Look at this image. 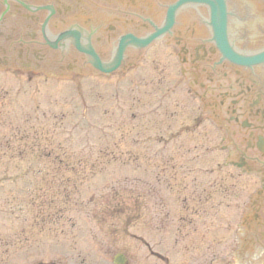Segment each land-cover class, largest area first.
<instances>
[{
	"label": "rangeland",
	"instance_id": "obj_1",
	"mask_svg": "<svg viewBox=\"0 0 264 264\" xmlns=\"http://www.w3.org/2000/svg\"><path fill=\"white\" fill-rule=\"evenodd\" d=\"M86 82L46 90L31 85L28 96L14 101L25 111L11 116L0 107V264H111L116 254L127 264H193L199 240L186 237L183 205H204L205 248H225L238 225L226 205L240 207L245 198L242 181L200 151L212 140L208 126L203 134L201 127L185 134V123H120L110 91L103 93L101 83L95 95ZM142 98L144 112L151 103ZM168 105L165 99L164 113ZM126 106L137 109L135 97ZM184 111L180 106L175 120ZM154 129L170 137L158 160L153 152L161 145L145 141Z\"/></svg>",
	"mask_w": 264,
	"mask_h": 264
},
{
	"label": "flooded vegetation",
	"instance_id": "obj_2",
	"mask_svg": "<svg viewBox=\"0 0 264 264\" xmlns=\"http://www.w3.org/2000/svg\"><path fill=\"white\" fill-rule=\"evenodd\" d=\"M224 3L229 51L241 58L262 52L264 0ZM83 78L92 87L118 85L113 94L124 104L135 97L136 110L148 102L143 94L156 101L154 112L171 94L160 117L173 123L183 104L191 123L210 124L221 164L244 182L241 239L220 264H264V62L228 57L213 32L211 9L201 2L0 0L2 110L25 111L14 101L28 96L31 85L46 90ZM166 79L171 87L159 97ZM131 117L145 119L139 111ZM196 262L206 264L204 252Z\"/></svg>",
	"mask_w": 264,
	"mask_h": 264
},
{
	"label": "water",
	"instance_id": "obj_3",
	"mask_svg": "<svg viewBox=\"0 0 264 264\" xmlns=\"http://www.w3.org/2000/svg\"><path fill=\"white\" fill-rule=\"evenodd\" d=\"M119 261V260H118Z\"/></svg>",
	"mask_w": 264,
	"mask_h": 264
}]
</instances>
